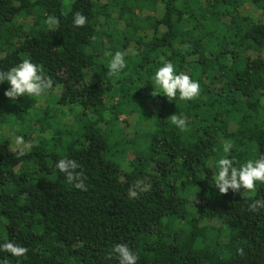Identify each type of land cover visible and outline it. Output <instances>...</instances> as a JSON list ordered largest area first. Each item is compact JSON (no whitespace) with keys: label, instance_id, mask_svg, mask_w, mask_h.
Returning a JSON list of instances; mask_svg holds the SVG:
<instances>
[{"label":"trees","instance_id":"trees-1","mask_svg":"<svg viewBox=\"0 0 264 264\" xmlns=\"http://www.w3.org/2000/svg\"><path fill=\"white\" fill-rule=\"evenodd\" d=\"M117 51L126 67L111 76ZM26 58L53 87L11 101L0 83V264H119L120 243L138 264H264V209L249 210L264 184L215 188L219 159L264 156V0H0V70ZM166 62L199 97L163 96ZM63 158L87 191L55 167ZM137 181L147 190L132 198Z\"/></svg>","mask_w":264,"mask_h":264},{"label":"clouds","instance_id":"clouds-1","mask_svg":"<svg viewBox=\"0 0 264 264\" xmlns=\"http://www.w3.org/2000/svg\"><path fill=\"white\" fill-rule=\"evenodd\" d=\"M46 23L53 25L58 24L59 21L49 17ZM73 23L77 27H83L87 23V18L83 13L76 12ZM127 54V52L117 51L112 56L109 63V75L117 76L126 67L125 56ZM132 54L135 55V52L133 51ZM5 81L10 87L4 92V95L11 101H16L17 98L25 96L39 97L53 87L51 77L44 75L43 66L31 62L27 58L8 71L0 70V83ZM154 83L162 90L163 96H166L169 101L175 100L177 94H179L181 100L190 101L199 97L201 92L199 82L192 80L189 75L183 72L176 74L175 66L171 62L164 63L156 71ZM167 120H170L173 125L182 131L188 130L186 117L173 114ZM15 144L19 149L17 156L25 155L24 138L22 136L16 137ZM231 148V142L226 141L223 151L229 153ZM215 166L218 169V173L215 176V188L222 195H226L231 190L233 193H240L245 197L248 194L256 193L258 182L264 184V156L257 160H248L240 167L234 166L232 159L221 158L216 162ZM55 167L65 175L69 184L81 191H87L88 186L85 183L87 177L82 171H77L80 165L74 159H60L56 162ZM146 190L143 186V181H137L129 188L128 195L132 198H137L140 192ZM241 190H243L242 193ZM260 209H264V198L255 200L249 205V210L252 212H257ZM2 250L16 257H22L28 251L27 248L8 241L2 245ZM113 251L119 258V264H138V256L127 244H116ZM237 251L239 255L244 253L243 248Z\"/></svg>","mask_w":264,"mask_h":264},{"label":"rangeland","instance_id":"rangeland-1","mask_svg":"<svg viewBox=\"0 0 264 264\" xmlns=\"http://www.w3.org/2000/svg\"><path fill=\"white\" fill-rule=\"evenodd\" d=\"M10 135H11L12 137H14L12 133H10Z\"/></svg>","mask_w":264,"mask_h":264}]
</instances>
